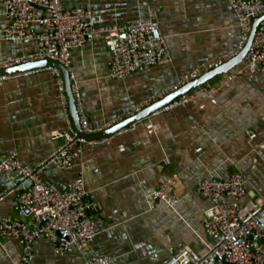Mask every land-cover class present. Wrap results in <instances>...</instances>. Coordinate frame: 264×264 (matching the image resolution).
Segmentation results:
<instances>
[{
    "label": "crops",
    "instance_id": "obj_1",
    "mask_svg": "<svg viewBox=\"0 0 264 264\" xmlns=\"http://www.w3.org/2000/svg\"><path fill=\"white\" fill-rule=\"evenodd\" d=\"M63 1L67 8L92 10L98 25L155 17L173 56L169 65L113 80L102 39H89L84 48L74 50L72 72L92 130L106 129L133 105L185 75L239 55V21L225 0ZM5 13L0 3V59L38 50L34 41L2 40ZM190 94L194 99L188 104L157 112L134 130L96 146H84L71 169L51 168L44 174L45 182L62 190L74 179L85 180L100 231L88 245L90 256L109 257L111 264H167L186 248L205 254L211 240L204 211L210 202L198 193V185L207 177L226 180L240 172L248 192L264 198V74L245 58ZM67 128L53 71L43 69L0 84V164L16 156L22 165L39 166L63 145L55 137ZM165 178L173 180L176 204L158 200L150 206L148 197ZM12 184L0 172V194ZM3 220H31L16 193L0 201ZM55 248L51 240L39 239L30 264H84L78 252L62 254ZM22 255L21 241L0 240V264H18Z\"/></svg>",
    "mask_w": 264,
    "mask_h": 264
},
{
    "label": "built area",
    "instance_id": "obj_2",
    "mask_svg": "<svg viewBox=\"0 0 264 264\" xmlns=\"http://www.w3.org/2000/svg\"><path fill=\"white\" fill-rule=\"evenodd\" d=\"M239 21L240 54L249 42L253 25L264 16V0H225ZM5 6L7 26L2 30L3 41L21 43L34 41L39 49L12 59H0V71L40 61L61 64L69 73L71 90L75 99L80 126L88 135H96L142 113L146 108L165 99L185 85L197 80L226 61L208 64L202 71L185 75L178 83L157 95L135 104L124 115L114 120L106 129L92 130L82 105V91L72 72V52L85 47L89 39L100 38L110 54V78L124 80L133 74L154 67L169 65L173 56L155 17L125 24L98 25L94 13L88 8H67L63 0H0ZM39 26V29L35 27ZM246 60L264 74V21L256 31ZM43 69L54 72L59 84L68 128L55 138L63 145L37 167L22 165L16 156L0 164L13 184L0 194V201L16 193L22 211L31 220H3L0 222V240L15 238L23 244V255L18 264H30L34 256V244L39 239L51 240L56 252H78L84 264H111L106 256H90L89 243L99 234V226L93 215L97 207L90 199L83 178L72 180L62 190L44 181L47 170L66 171L73 167L79 151L86 145H98L102 140L88 141L75 133L70 114L63 73L56 67L39 68L27 72L0 74V84L35 74ZM191 94L184 95L162 110L169 111L193 101ZM157 113V112H156ZM136 128L133 124L119 133ZM246 177L233 173L228 179L207 177L198 185V193L210 202L205 209V229L211 244L205 254L190 248L171 257L167 264H264V198L247 190ZM173 180L163 179L159 190L148 197L150 206L162 200L174 206ZM248 199V200H246ZM64 233V237L60 234Z\"/></svg>",
    "mask_w": 264,
    "mask_h": 264
},
{
    "label": "water",
    "instance_id": "obj_3",
    "mask_svg": "<svg viewBox=\"0 0 264 264\" xmlns=\"http://www.w3.org/2000/svg\"><path fill=\"white\" fill-rule=\"evenodd\" d=\"M264 21V16L256 21L253 25L252 33L250 35V39L248 44L246 45L245 49L234 59L224 63L223 65L216 66L212 70H210L207 73H204L200 78L197 80L185 85L178 91L168 95L165 99L159 101L158 103H155L154 105L146 108L142 113L136 115L135 117L128 119L124 122H122L119 125H116L115 127H112L111 129H108L107 131H104L102 133L96 134V135H91L88 136L86 135L81 126H80V118L77 112V107L75 103V99L71 90V81H70V76L68 71L59 63L57 62H52V61H40L36 63H30L22 66L15 67L13 69L9 70H3L0 71V74H13L17 72H27L31 71L34 69H39V68H49V67H56L60 69L63 73L65 84H66V89H67V95L69 98L70 102V114L71 118L73 121V126L75 133L78 134V136L88 140V141H93V140H102L111 137L112 135L119 133L123 129L133 125L137 124L138 122L142 121L143 119L148 118L149 116L155 114L156 112L162 110L166 106L170 105L174 101L178 100L180 97L190 94L192 91L203 87L205 84L213 81L214 79L221 77L225 74H228L233 68L238 66L241 62H243L247 56V53L253 43L256 31L258 29V26L261 22ZM62 237H64V233L60 234Z\"/></svg>",
    "mask_w": 264,
    "mask_h": 264
}]
</instances>
